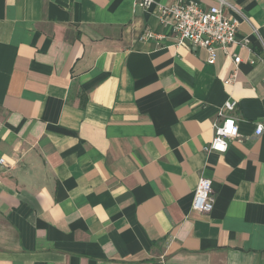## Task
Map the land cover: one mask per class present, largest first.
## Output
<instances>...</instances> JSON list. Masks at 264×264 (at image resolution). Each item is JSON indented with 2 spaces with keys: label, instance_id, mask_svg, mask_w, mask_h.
Segmentation results:
<instances>
[{
  "label": "crops",
  "instance_id": "0c3cea01",
  "mask_svg": "<svg viewBox=\"0 0 264 264\" xmlns=\"http://www.w3.org/2000/svg\"><path fill=\"white\" fill-rule=\"evenodd\" d=\"M175 1L0 0V264H264V0H225L250 47L212 64ZM228 99L239 135L206 153Z\"/></svg>",
  "mask_w": 264,
  "mask_h": 264
},
{
  "label": "built area",
  "instance_id": "2783aa9c",
  "mask_svg": "<svg viewBox=\"0 0 264 264\" xmlns=\"http://www.w3.org/2000/svg\"><path fill=\"white\" fill-rule=\"evenodd\" d=\"M212 5L204 6L199 0H176L171 6H163L156 3L157 16L164 23L166 17H172V32L178 45L188 48H202L207 52V62L212 64L216 59V52L221 50L227 55L230 45H241L250 47L248 37H238L239 21L229 15L226 8L229 6L225 0H215ZM139 5L147 7L153 0H138ZM160 35L152 30H145L140 36V40L159 39ZM264 52V48H263ZM234 63L226 83H232L237 77V68L241 62L239 55L232 53ZM258 61L264 65V55L258 57ZM251 64L253 60L249 61ZM237 102L228 99L217 111V117L212 121L213 135L208 144L204 145L206 153H224L228 148L230 139L239 135V127L236 119L226 112L233 111ZM264 126L256 123L254 135L262 133ZM0 164L5 165L4 159L0 158ZM214 196L212 192L211 180L200 175L193 193L191 208L202 213H210L213 209Z\"/></svg>",
  "mask_w": 264,
  "mask_h": 264
}]
</instances>
